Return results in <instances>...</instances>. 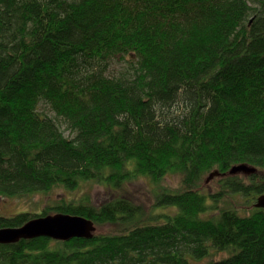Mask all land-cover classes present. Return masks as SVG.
Wrapping results in <instances>:
<instances>
[{
    "label": "trees",
    "instance_id": "16d2710c",
    "mask_svg": "<svg viewBox=\"0 0 264 264\" xmlns=\"http://www.w3.org/2000/svg\"><path fill=\"white\" fill-rule=\"evenodd\" d=\"M241 164L258 172L227 175ZM169 175L156 208L175 214L65 201L39 216L88 218L93 239L0 245V264H264V0H0V198ZM235 198L250 214L220 208Z\"/></svg>",
    "mask_w": 264,
    "mask_h": 264
},
{
    "label": "rangeland",
    "instance_id": "374dc122",
    "mask_svg": "<svg viewBox=\"0 0 264 264\" xmlns=\"http://www.w3.org/2000/svg\"><path fill=\"white\" fill-rule=\"evenodd\" d=\"M125 69L126 66L124 63L120 62L119 64H115L113 67V72L119 74ZM38 111L43 114V116L45 114L49 117L54 116V113L44 102L39 104ZM62 131H64V135H66V137H73L70 131H68L64 125H62ZM208 177L209 176L207 175L204 178L202 193L206 195H212L220 192L221 187L219 184L214 182L215 178L207 182ZM181 182L182 181L179 176L169 175L164 179V181H162V183L157 186L155 183H152V180L149 178L140 176L123 185L122 190L119 193H115L114 191L110 190L108 186L99 184L97 182H85L82 183L75 191H69V189L66 190L62 187H58L49 193H40L17 198H0V217L12 218L21 213H28L31 217H40L39 215H42L46 207H52L65 201H75L80 203L85 197H90L92 202L97 205H103L107 201L115 198L125 197L131 199L135 205H139V207L141 206L147 216H151V214L158 215L159 213L175 214L177 211L172 208H156V199L158 196L157 194L164 188L169 191H172L171 189H179L181 187ZM236 206H238V209L235 208ZM246 206H249L250 210H252L251 203H248L247 201L240 198H235L234 200L225 199V201L220 203V208L222 207L224 209L225 207H231L240 210L242 214H250V210H245L246 212L243 210L246 209ZM98 231L99 229H97L96 234ZM226 256V253L213 252L210 261H218ZM210 261L206 258L197 262L194 261L193 264H207Z\"/></svg>",
    "mask_w": 264,
    "mask_h": 264
},
{
    "label": "water",
    "instance_id": "95a60500",
    "mask_svg": "<svg viewBox=\"0 0 264 264\" xmlns=\"http://www.w3.org/2000/svg\"><path fill=\"white\" fill-rule=\"evenodd\" d=\"M258 169L247 164L236 165L227 175L230 176H251L255 175ZM216 177H221L217 171L211 173L207 182ZM257 209H264V195L257 199ZM97 232L94 222L81 216H72L64 213H53L28 220L23 226L0 229V245L17 244L21 240H32L40 237L56 241H70L72 239H93Z\"/></svg>",
    "mask_w": 264,
    "mask_h": 264
},
{
    "label": "bare ground",
    "instance_id": "6f19581e",
    "mask_svg": "<svg viewBox=\"0 0 264 264\" xmlns=\"http://www.w3.org/2000/svg\"><path fill=\"white\" fill-rule=\"evenodd\" d=\"M232 168H234V167H232Z\"/></svg>",
    "mask_w": 264,
    "mask_h": 264
}]
</instances>
